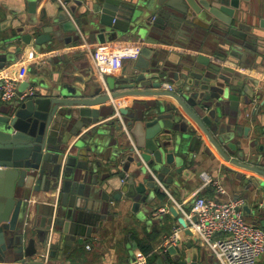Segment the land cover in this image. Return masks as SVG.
<instances>
[{"label": "water", "instance_id": "obj_1", "mask_svg": "<svg viewBox=\"0 0 264 264\" xmlns=\"http://www.w3.org/2000/svg\"><path fill=\"white\" fill-rule=\"evenodd\" d=\"M43 1L41 13L55 28L43 27L40 33L43 22L30 17L27 33L20 29L2 35L25 21V15L14 22L8 15L0 23V79L7 65L24 58L26 47L52 46L51 32L61 41V28L72 32L62 38L68 45L134 42L135 65L126 78L101 84L91 77L82 87L76 84L82 78L66 69H76L75 63L66 56L52 57L55 65L24 80L25 85L34 83L33 97L14 104L0 101V262H27L35 254L45 257L48 250L55 257L75 242L100 238L112 218V203L124 198L136 211L160 191V184L180 183L178 177L198 157V127L226 161L250 173L241 172L238 179L253 189L256 211L264 218V145L261 157L246 153L243 145L250 147L251 141L238 124L240 113L227 118L224 105L234 92L252 97L249 87L263 85L264 0H255L246 11L248 23L241 20V0H64V6ZM26 2L28 12L35 14L37 0ZM192 37L201 44L191 43ZM202 46L210 49V56L198 53ZM173 47L179 51H170ZM80 65L90 68L86 61ZM244 78L248 87L242 90ZM165 79L174 80L181 92L167 90ZM125 96H170L176 103L136 99L130 107H117L118 101L104 105ZM229 102L238 109V99ZM113 113L118 114L115 119L100 122ZM54 190L52 203L31 208L33 193ZM170 211L179 215L174 206ZM178 222L194 234L184 217L178 216ZM168 252L181 259L177 247L169 246ZM197 254L182 264H198ZM130 259V264H141L135 256Z\"/></svg>", "mask_w": 264, "mask_h": 264}, {"label": "crops", "instance_id": "obj_2", "mask_svg": "<svg viewBox=\"0 0 264 264\" xmlns=\"http://www.w3.org/2000/svg\"><path fill=\"white\" fill-rule=\"evenodd\" d=\"M51 1L52 4H56L57 2L62 4L64 0ZM37 2L36 13L31 14L28 12L29 7L26 0H0V23L5 22L8 15L12 17V22L19 20L18 17L20 15H25V21H19L16 28L11 25L2 35H9L11 33L17 34L16 32L20 31V29L23 30V33H27L31 28L28 21L30 17H34L38 22H43L44 26L40 27V33H44L43 27L55 28L57 24H54L52 19L46 14L44 16L41 13L40 9L44 1L37 0ZM254 3L255 0H250V2L241 0L240 10L243 11L245 17L241 19L242 22L248 23L249 15L246 14V11L253 9ZM74 17L75 14L71 15L72 19H74ZM61 32V41L57 40L54 32L50 33L53 40L52 46L48 45L46 48L42 46V48L40 47L38 50L31 46L26 47L24 58L20 60L16 59V64L14 66L7 65L4 68L0 83L3 77L13 76L19 81L20 91H26L29 87L35 89L32 80H30L29 85H25L24 80H28L31 73L37 72V70L42 67L50 68L55 65V61L50 60H52V57L60 58L61 56H66L70 61L75 63L76 69H73L70 65H68L66 69H69L74 77L82 78V82H76L77 85L82 87L85 86V83L88 82L91 77H93V80L103 84L106 80L123 79L131 74L136 58L133 57L132 52V48L135 44L134 42L119 40L107 42L103 45L97 42L91 43L84 41L83 43H70L68 45L62 38L71 36L72 32L64 31L62 28ZM198 35L204 38V40L208 39V36H205V34L198 33ZM193 42L201 44V41L195 37L191 38V43ZM173 48L174 50L170 49V51L176 53L179 51L178 47ZM66 49H69V51H65ZM180 49L182 50L181 52L189 53L188 48ZM79 51L82 52L81 56L74 57ZM93 51H96L102 73H99L97 70L93 58ZM194 53H197V51H194ZM198 53L208 56L211 55L210 49L204 46L201 47ZM85 61L89 63L90 68L81 67L80 64ZM245 79L246 78L242 79L239 83L242 90L244 87H248ZM259 81L263 84L262 86L256 84L254 88L249 87L250 93H253L252 97L247 93L243 96L239 91L233 93V97H231L230 100L238 99L240 101L237 110L232 109L229 102L230 100H225L224 105L226 106L225 114L227 118L229 116H236V111L240 113L238 124L242 126L244 133H248V137L251 141L250 147L248 144L243 145L244 151L246 153L255 152L258 157H261L263 154L260 151V147L264 145L263 70L259 74ZM163 84L172 85V89H167L169 91H174L176 93L181 92V89L176 85L174 80L165 79ZM136 99H139L141 102L153 101L156 104L176 103L175 99L170 96H125L113 100L112 102H106L104 105L109 106L111 103H116L118 101L117 107H130ZM244 99H249L250 103L246 104ZM93 107L100 108L102 106L96 105ZM117 115V113H113L106 118H102L100 122H110L115 119ZM258 129L260 131H257ZM197 133L200 135L195 151L198 155V157L196 156L197 160L193 163L191 169L186 170V175H180L178 177L179 184H160L162 187L160 191H157L147 204L142 205L136 211L133 210L132 201L130 200L122 198L120 202L115 201L111 204L110 214L112 218L106 221L100 238H87L82 245L75 242L67 253H61L60 250L56 253L55 257H50L48 254L50 250H48L49 252L45 257L40 254H35L27 259V263L130 264L131 255L135 256L137 259V256L141 254L146 257L145 262L141 264H149L150 262H153L152 264H182L188 257L192 258L195 251L198 250V264H220L215 255L206 246L202 245L194 234L189 235L186 231L181 234L180 244L177 246L178 251H180L181 259L178 260L175 254L169 253V247L164 245L166 238L173 232V227L178 222V216L183 217L184 215L179 208V204L183 206L185 211H189L190 203L196 196L219 200L243 199L245 201L244 207L248 206V208L251 209L250 212H247V209L243 207L245 219L251 224L264 228L261 223L264 218L258 216L256 211L258 201L253 199V189H246L242 185V181L238 179V175L243 173L249 175L250 173L226 161L219 153L216 146L204 135V132L199 127ZM258 133H262L261 136H259ZM255 140H258V142L253 143ZM131 141L133 142V139H131ZM74 150L71 153H73ZM233 157H236V153ZM133 167L134 166L129 169V173L133 170ZM202 173H207L211 178L219 181L226 191H218L215 185L204 187L201 178ZM127 177L128 176H126L125 180ZM57 192L58 191L54 190L33 193L29 200L31 208H34L36 203H52L51 196L56 195ZM245 195H248L249 198H246ZM172 206L178 211V216L173 215L170 211ZM262 209V213H264V208ZM143 248L148 249V251H150L149 254H144ZM159 260L161 262H159ZM258 264H264V257L260 259Z\"/></svg>", "mask_w": 264, "mask_h": 264}, {"label": "built area", "instance_id": "obj_3", "mask_svg": "<svg viewBox=\"0 0 264 264\" xmlns=\"http://www.w3.org/2000/svg\"><path fill=\"white\" fill-rule=\"evenodd\" d=\"M62 4L65 5L64 2ZM93 58L98 72L102 73L96 51H93ZM165 86L167 89H172V85L165 84ZM34 94L33 87L20 91L19 81L13 76H5L1 80V102L19 103L33 97ZM201 178L204 187L215 185L218 191H226L219 181L211 178L207 173H202ZM244 205L243 199L219 200L196 196L190 203L189 211H185L181 204L179 208L184 214L187 227L193 231L196 239L215 255L220 264H258L264 257V228L251 224L245 219ZM184 231L185 227L177 222L164 245L179 246ZM145 260L146 257L141 254L136 259L140 263ZM0 264L29 263L18 260L0 262Z\"/></svg>", "mask_w": 264, "mask_h": 264}, {"label": "trees", "instance_id": "obj_4", "mask_svg": "<svg viewBox=\"0 0 264 264\" xmlns=\"http://www.w3.org/2000/svg\"><path fill=\"white\" fill-rule=\"evenodd\" d=\"M149 252H150V251H148V249L143 248V253H144V254H149ZM152 263H153V262H150L149 264H152Z\"/></svg>", "mask_w": 264, "mask_h": 264}]
</instances>
